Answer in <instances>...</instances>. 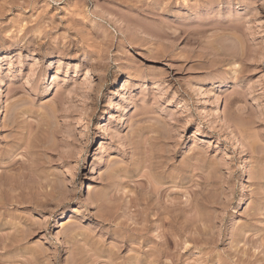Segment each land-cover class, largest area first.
<instances>
[{"label": "rangeland", "instance_id": "obj_1", "mask_svg": "<svg viewBox=\"0 0 264 264\" xmlns=\"http://www.w3.org/2000/svg\"><path fill=\"white\" fill-rule=\"evenodd\" d=\"M0 264H264V0H0Z\"/></svg>", "mask_w": 264, "mask_h": 264}, {"label": "bare ground", "instance_id": "obj_2", "mask_svg": "<svg viewBox=\"0 0 264 264\" xmlns=\"http://www.w3.org/2000/svg\"><path fill=\"white\" fill-rule=\"evenodd\" d=\"M14 162H15V161H14ZM10 163H11V162H10ZM11 164L13 165V163H11ZM16 164H17V163H16ZM9 165H10V164H9ZM14 166H15V165H13V167H14ZM10 167H11V166H10ZM13 167H12V168H13ZM14 168H15V167H14Z\"/></svg>", "mask_w": 264, "mask_h": 264}]
</instances>
